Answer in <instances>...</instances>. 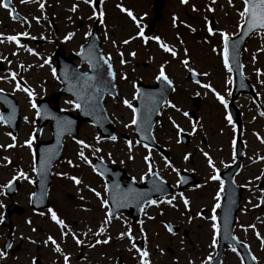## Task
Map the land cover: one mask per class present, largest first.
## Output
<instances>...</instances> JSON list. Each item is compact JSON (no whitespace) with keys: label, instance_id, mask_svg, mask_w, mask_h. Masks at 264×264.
Masks as SVG:
<instances>
[{"label":"rangeland","instance_id":"374dc122","mask_svg":"<svg viewBox=\"0 0 264 264\" xmlns=\"http://www.w3.org/2000/svg\"><path fill=\"white\" fill-rule=\"evenodd\" d=\"M31 2L33 3L31 10L36 26H40L37 20H45L44 25L47 24L46 27L48 29L45 32L43 31L44 28H36L37 33L45 39L57 41V44H61L67 54L78 52L93 24L95 22L99 23L102 47L106 55L111 57L117 76H120L119 79L121 80L122 77L126 78L127 88L121 87L119 100H111L106 104L107 112L116 125L118 136L127 135L129 138H132L133 125L131 124V119L133 113L123 103L124 100H127L132 105L134 104L135 95L132 84L135 81L132 82L130 77H136L140 74L145 77L147 76L148 82H153L151 80L159 74L160 66L164 65L165 74L175 87L168 102L169 104L176 105V108L166 105L161 110L154 128V135L162 146L169 147L171 152L176 155L175 157L178 160L174 164L177 165V168H181L182 170L197 168L201 173L200 189L198 194H194L196 196L194 199L195 210L201 206L211 205V194H213L214 190L219 192L221 188L220 181L211 179V177L216 175L218 171H221V164L226 162V160L221 162L213 161V166H209L207 162L209 157H206L204 153L209 154L211 152L218 158L221 155L216 154L220 151L218 148L221 146H224V149H228V146L230 148L231 142L235 141L236 134L238 133L239 139L247 144V173L251 166L256 170H258L257 168L264 167V161L255 163L260 157L261 159L264 158V153L263 156L261 153L264 152L261 151V144L264 141V116L261 115L260 109L255 105L253 99L247 94H240L233 100L241 114L242 127L240 130L234 124H230L227 119L228 103L232 100L230 83L233 82V77L231 72L228 69L226 71L224 66V39L221 33L229 37H234L238 34L243 21V17L239 14L244 7L242 1L187 0L186 3H182L181 0H165L161 11V18L155 24L154 33L148 35L150 38L146 39V43L144 37L142 38L138 33L141 29L145 30L148 23L153 19V0H102L98 9L92 7V1L85 3V0H31ZM40 4L44 5L42 9ZM117 5L131 11L136 20L134 21L129 17L126 11L122 12ZM74 6L75 11L72 10ZM101 12H103L102 17L100 16ZM51 20L54 21L57 31L53 30L48 23ZM210 20L214 21L213 27H210ZM80 21L84 23L81 28L78 27ZM208 28H212L211 33H209ZM69 34H71L70 38L65 39ZM254 36L245 44L241 61L244 76L254 87L257 97L264 106V33ZM153 37H159L177 55L173 57L170 53L164 52L157 42L152 39ZM125 40L129 42L127 44L123 43ZM55 50L56 48L53 46H44L40 49L39 55L43 64L46 57H51ZM130 53H135V55H130ZM185 59L188 60L187 65L182 63ZM121 60L124 62L121 63ZM36 63L38 64L40 61L36 60ZM189 68L199 74L201 84H194L188 80ZM202 84H207L210 87L204 88L201 86ZM199 92L202 95L204 92L206 99L203 100L201 95L198 94ZM196 94L203 100L197 112L191 102L192 96ZM217 94L224 98L227 107L216 98ZM38 97L41 96L37 94L31 96V103ZM60 107L69 111H75V107L69 98H62ZM177 108L179 111L176 110ZM192 110L196 112L194 118L189 115V112ZM184 112H187L188 116H184ZM35 115L36 111L32 108L31 104L32 140ZM125 125H128V127H125ZM193 125H195V130H193ZM180 130L192 134V145L188 149L178 146V132ZM51 136L49 126L45 127L41 139L49 140ZM206 137L208 138L207 141L215 146V149H210L208 146L202 147L201 139ZM78 140L83 141L89 147L83 148V145L77 143ZM127 142L120 136L115 142L102 140L94 127L88 123L82 125L77 139H67L64 147V155L67 160L57 165L55 169L56 183L51 196L53 211L57 209L61 211L62 214H58V218L63 220L67 227L62 228L60 225H57L51 220V214L48 211H43V215L41 213L34 216L31 215V236L35 238L49 236L73 238L75 236L77 239L84 236L86 232L92 233L96 223L106 218L107 208L102 206V204L100 206L95 199L92 201V199L87 198V190L83 189L87 183L86 178L88 174H93L92 170L87 169L91 165L92 156H97L110 164L116 163L126 167L138 181L144 175H148V163L151 164L152 169L157 166L162 174H168L164 175L165 178L170 177V173L174 171V167H168L160 159L156 160L153 153L151 159L155 158V160L146 163L144 157L148 155L150 149L137 145L133 139L131 140V151H129ZM31 149L33 152L34 146ZM95 149H99V151ZM81 150L84 151L90 163H85L84 160L80 159L78 153ZM193 152L195 155L193 160L194 166L191 167L186 162L185 156ZM129 156L132 159H129ZM201 157H204V159ZM68 161L72 163L69 164ZM226 165H229V163ZM76 171L79 174L78 179L81 182L84 180L86 182L80 183V187L69 182L73 181L70 177H74L71 174L76 173ZM33 177L32 174L31 180ZM93 180L95 181L93 184L95 191L100 192L104 190V185L97 175H93ZM260 180L264 179L258 174L252 186L253 196L257 197L258 195L256 183ZM210 189L212 192L209 194ZM70 195L72 199L69 198ZM184 199L183 195L178 196L180 202ZM69 201H72L73 204L69 203ZM164 205V203L163 205H152V207L146 210L142 221H148L151 218L161 216L170 218L168 213L162 214L161 208ZM243 217L245 218L244 222H249L247 221L246 214ZM125 223L126 221L121 217L114 224L102 222L101 227L109 229L111 233L116 234L119 226L122 230L124 229ZM245 226L249 228L250 223H247ZM147 227L149 228L150 224ZM137 229L136 227L132 231L135 233V239L139 237V234L136 232ZM195 230L202 234V240L211 237L212 243L214 234L211 233L205 224L202 225L201 231L197 230V226L195 225ZM212 232H214L213 228ZM168 238L165 235V244L161 242L163 253L158 251V255H153L157 237L152 235L153 248L149 251V257L152 262L158 263L159 260V264H175L172 260L179 257L180 253L172 254L167 252L166 255L167 249L173 248L167 242ZM86 239H90V237H86ZM196 241L198 240L196 239ZM132 243L123 240L117 242L113 245L114 248L111 249V252L113 255L122 253L125 256L127 264H141L139 253H136V250L131 247ZM166 244L168 245L166 246ZM93 256L101 262L99 260L101 259L100 255H98L99 259L95 255ZM225 261L226 264H234L236 259L228 253ZM190 262V260L184 257L178 263L191 264ZM192 263L197 264L198 260H193Z\"/></svg>","mask_w":264,"mask_h":264},{"label":"flooded vegetation","instance_id":"af4514ba","mask_svg":"<svg viewBox=\"0 0 264 264\" xmlns=\"http://www.w3.org/2000/svg\"><path fill=\"white\" fill-rule=\"evenodd\" d=\"M4 2L8 3L9 8L0 6V90H2L0 91V117H3L0 120V251H4L6 255L0 258V264H65V256L68 257V264H127L124 258L125 256L122 253L113 255L111 252V249L114 248L113 245L122 240L128 243L133 242L131 247L135 244L136 253H139L137 249L147 251V259L150 263L159 264V260L158 263H155L149 257V251L153 248L152 235L157 237L153 255H158V251L163 253L161 242L165 244V235H167L169 237L167 242L173 248H168L166 253H180L179 257L172 260L175 264H179L178 262H181L184 257L190 260L191 264H193V260H198L197 264H212L216 254V246H212L211 237L202 240V234L196 232L195 225L197 226V230L201 231L202 225L205 224L211 233L214 234L213 236L217 241V232L215 230L212 232V224L215 223L217 225L218 220L224 225L229 224L232 220L231 211L235 207L236 217L232 234L241 245L238 248L230 246L233 243L226 246L219 264H226L225 260L228 253L236 259L234 264H264V245L261 243L264 240V180L256 183L257 197L252 195V186L258 174L264 179V167L257 168L259 172L251 166L247 173V144L244 142V154L240 161L239 169H237L234 176L235 185H233L230 179L225 180L222 176L221 178L219 176L221 180L220 185L223 182V191H221V188L219 192L214 190L213 194H211L212 203L210 206H201L195 210L194 199L196 196L194 194H198L199 190L196 189L195 185H191L188 187V189L191 188L190 193L188 192L187 194L175 188L171 196L172 199L175 197L172 208L170 210L166 206L161 208L162 214L168 213L170 218L161 216L151 218L148 221H142L144 217L141 216L133 222L129 216L121 214L126 221L125 227L122 230L119 226L116 234H113L109 229L105 228L103 232H100L101 223L114 224V221H117L121 215L116 218H109L107 216L103 221L96 223L92 233L86 232L84 236L77 238L81 241L80 244H77L73 238L52 237L56 241V244L59 245L61 252H56L54 250L55 245L50 241L45 243L48 237L35 238L31 236V215L34 216L35 214L41 213H37L31 208V197L35 191L34 184L36 181V175L33 170L34 163H32L31 169V159L33 160L34 155H31V148L26 144V141L31 138V97L27 92L17 89L16 85L19 83L21 89L27 88L33 95L37 94L42 97L51 96L58 88L56 78L53 74L56 66L53 54L50 66H44L42 59L33 57L32 53L35 52L39 55L40 49L44 46H53L56 50L63 48V46L57 44V41L45 39L37 33L36 28H44L43 31L45 32L48 29L46 27L47 24L44 25L45 20H37L40 26H36L31 10V6L33 5L31 0H24V2L22 0H0V5ZM13 14L15 15V19H13ZM51 22L52 20L48 23L52 25ZM53 28L57 31L54 23ZM9 36H16L17 40L9 41L7 39ZM29 49L32 51L29 52ZM36 60H39L40 63L37 64ZM13 73L16 74L15 80L11 78ZM119 78L120 76H117L116 72V84L120 95L121 87L127 88V84L125 82L126 78L122 77L121 80ZM130 80L132 82L135 81L132 84L135 95L138 84L154 85L156 77H153V80H151L153 82H148L147 76L138 74L136 77H130ZM199 94L203 100L206 99L204 92L203 95L200 92ZM111 100L107 98L106 102L108 103ZM13 136L15 140L12 139ZM8 145L14 146L8 147ZM204 146L215 149V146L211 145L209 141L204 140ZM233 146L234 144L232 143L231 151V146L230 148L228 146V149H224V146L219 147L218 149L220 151L216 154L221 155L218 158L211 152L208 154V157L212 161L221 162L226 160V162L221 164L222 170L220 173L228 170L236 159ZM261 146V151H264V141H262ZM261 153L263 156L264 152ZM5 157H7V160H5ZM194 157V152L189 154L188 160L191 167L194 166ZM262 161H264V158L261 159L260 157L255 163ZM228 163L229 165H226ZM32 170L34 177L31 180ZM21 171L26 174L27 179L19 177L18 174ZM257 171L258 173L256 174ZM109 172L118 177V182L121 187L126 186L128 182L127 178L132 177L129 175L130 173L127 168H125L126 173L124 176H120L117 170L111 169ZM94 174L97 175L93 173L86 178L87 183H91L92 185L90 187L85 185L83 189L87 190V198L92 199V201L95 199L100 205L102 200H106V191L101 190L97 192L94 190ZM76 176L78 177L79 175ZM97 176L105 187V181L99 175ZM196 176L199 180L201 179L200 172ZM14 177L16 178L13 179ZM173 179L177 185L179 179L176 174L173 175ZM9 181L12 182L11 185L6 187ZM69 182L74 183L73 181ZM55 183L56 175L54 171L52 188L49 194V208L52 210L51 196ZM81 183H84V181ZM77 186L80 187L81 185L79 184ZM179 192H183V197L188 200L187 207H185L183 202L178 200ZM211 192L212 190L210 189L209 194ZM96 193H100V195L97 196ZM218 194L219 200H217ZM69 198L72 199V196L70 195ZM221 200H224L225 212L224 215L220 216L219 212H217L219 210L215 205L217 203L220 205ZM69 203L73 204L72 201H69ZM55 212L57 216L58 214H62L59 209ZM244 214L247 215V221L249 222L243 221L245 219L243 217ZM213 215L216 216L215 221L211 219ZM166 222H170L173 225L172 234L167 232L168 230L165 227ZM247 223H250L249 228L245 226ZM148 224H150L149 228L147 227ZM136 227L138 228L136 231L139 234L138 239H135V233L132 232V228ZM129 230L131 240L128 235H120L121 233L129 232ZM257 234H259V238ZM86 237H90V239L85 240ZM105 239L108 240L107 243H97V240L103 241ZM84 240L85 242H83ZM8 244H11L10 248L6 246ZM233 248L236 249L235 252L232 251ZM93 255L97 258L100 255L101 259H98L101 262ZM209 256L212 257L211 260L208 259ZM252 257L256 259L253 260Z\"/></svg>","mask_w":264,"mask_h":264},{"label":"water","instance_id":"95a60500","mask_svg":"<svg viewBox=\"0 0 264 264\" xmlns=\"http://www.w3.org/2000/svg\"><path fill=\"white\" fill-rule=\"evenodd\" d=\"M95 2L98 6L100 0H95ZM163 5V0H155L153 4L155 15L149 24L150 31H152L154 24L161 18ZM262 31L264 29L258 27L250 30L245 18L239 35L236 38L228 39L229 63L234 72L236 83L234 96L240 92L249 93L252 91L251 86L242 73L241 55L249 38L254 33ZM55 57L58 60L57 73L58 79L62 83V90L53 98L54 101L57 103L63 94H68L80 107L78 108L77 115L59 109L48 112L45 108L47 101L39 102V115L37 116L35 135L39 136L42 127L49 120L54 121L51 125L54 138L49 142H39L36 148V168L39 174V182L37 183V192L33 199L39 201H44L46 198L47 191L51 185V167L62 159L63 141L66 136L77 137L79 128L84 121H89L93 124L105 138L111 139V137L115 136V127L108 118L103 105V99L106 94L116 97L114 72L109 58H105L101 48L98 25L95 24L93 26L86 43L81 46L78 54L71 55L67 61L62 52L56 53ZM73 59H79L81 67L89 65L91 72L80 73L79 67H75L73 64ZM109 67L111 68L112 75H109ZM88 77H92V79H88ZM171 91L172 84L168 85L163 81H158L156 87L142 86L139 88L135 106L138 110V123L135 125L137 129L136 133L141 137V134L145 132L148 144L153 143L152 131L156 124L157 116ZM196 101L198 102L199 100L197 99ZM101 165L100 162V164L95 165V168L102 169ZM148 181L142 188V194L146 197L143 205L155 197L166 196L170 193V188L163 180L160 179L163 183L161 185L152 179ZM157 187L159 191L155 190ZM111 191L112 188L109 186V192Z\"/></svg>","mask_w":264,"mask_h":264},{"label":"snow or ice","instance_id":"6c2138e0","mask_svg":"<svg viewBox=\"0 0 264 264\" xmlns=\"http://www.w3.org/2000/svg\"><path fill=\"white\" fill-rule=\"evenodd\" d=\"M22 2H24V0H22ZM90 2H91V0H85V3H90ZM181 2H182V3H186L187 0H181ZM0 6H3V7H5V8H9V5H8V3H6V2L2 3V5H0ZM40 7H41V9H42V8L44 7V5H43V4H40ZM117 7H120V6L117 5ZM72 10L75 11V6L73 7ZM120 10H121L122 12H125V11H126V12H127V15H128L129 17H131L134 21L136 20V17L133 15V13H132L131 11H128V10H126V9L123 8V7H120ZM10 12H11V10H10ZM239 14H240L241 17L246 18V23L248 24V27H249L250 30H251V29H254V28H257V27H258V28H261V29H264V0H244V7H243V10H242ZM100 16H101V17L103 16V12L100 13ZM13 19H15V15H14V14H13ZM174 21H175V18H174ZM208 31H209V33H211V32H212V29L209 28ZM25 35H26V33H25ZM70 35H71V34H69V36H66L65 39H69V38H70ZM138 35H140L142 38L144 37V32H143L142 29L140 30V32L138 33ZM221 35L223 36V39H224V42H225V44H224V66H225V68H227L229 71H231V68L229 67V48H228V39H229V38H228V36H227L226 34H224V33H221ZM7 39H8L9 41H16V40H17V37H16V36H9V37H7ZM152 39H154V40L157 42V44L160 46V48H162V50H163L164 52H166V53H170L173 57H175V56L177 55V53H176L173 49H171L167 44L163 43V42L160 40L159 37H153ZM128 42H129L128 40L123 41V43H125V44H127ZM146 42H147V40L145 39V43H146ZM28 51L31 52L32 50L29 49ZM130 55H133V56H134L135 53H130ZM123 62H124V61L121 60V63H123ZM45 63H48V61L45 60ZM105 63H107V61H105ZM182 63H183L184 65H187V64H188V60L185 59V60L182 61ZM21 67H23V66H21ZM188 71H189V72H193V70H192L191 68H189ZM53 74L55 75V70H53ZM109 75H112V73H111V68H110V67H109ZM193 75H195V73H193ZM205 75H207V73H205ZM11 78H12L13 80H15V79H16V74L13 73L12 76H11ZM88 79H92V77H88ZM156 80L166 82L168 85H171V84H172V81H171V80L168 78V76L165 74L164 65H161V66H160V68H159V74L156 76ZM196 83H197V84H200V81L197 80ZM201 86L204 87V88H209V87H210V86L207 85V84H202ZM16 88H17V89H20V90H22V91L27 92L28 95H29L30 97L33 95V93H32L31 91H29L27 88H23V89H21L19 83H17ZM0 91H2V90H0ZM216 98L220 101L221 104H223V105H225V107H227V103H226V101L224 100V98H223L222 96H219V95L217 94ZM123 103H124L128 108H130V109L132 110L133 116H132V119H131V124H132V125H137V123H138V116H137L138 110H137L136 108H134L133 105H132L131 103H129L127 100H124ZM164 103L167 104V105L170 106V107L176 108V105H174V104H169V102H168L167 100H165ZM75 106H76L77 108L80 107L79 104H76ZM32 107H33V108H36V104H35V103H32ZM176 110L179 111L178 108H177ZM37 115H39V112H37ZM183 115H184V116H188V113H187V112H184ZM261 115L264 116V112H262ZM2 119H3V117H0V120H2ZM227 119H228L229 123L232 122V121H231V116H228ZM125 127H128V125H125ZM177 127H178V126H177ZM193 130H195V125H193ZM9 135H11V133H9ZM12 139L15 140V137L13 136ZM111 139H112V140H116V137L113 136V137H111ZM77 143L83 145V148H88V147H89V145L85 144L83 141H79V140H78ZM127 143H128L129 151H131L132 142H131V141H128ZM137 143H139V141H138ZM26 144H27V146H28L29 148H31V146H32V139L30 138L29 140H27V141H26ZM13 146H14V145H8V147H13ZM144 147L147 148L148 145L145 144ZM95 150H96V151H99V149H95ZM78 155H79L80 159H82V160L85 161V163H90V161H88V158L85 156L83 150H81V151L78 153ZM204 155L207 157V156H208V153H204ZM187 158H188V157L185 156V159H187ZM129 159H132V157L129 156ZM149 159H150L149 156H145V157H144V160H145L146 163L149 161ZM5 160H7V157H5ZM207 162H208L209 166H213V161L211 160L210 157L208 158V161H207ZM68 163L71 164L72 162H71V161H68ZM33 170L35 171V168H34ZM93 170L95 171V169H93ZM148 174H149V175H153V176H156V175H157L155 172L152 171V166H151L150 163H148ZM18 175H19V177H21V178L27 179L26 174L23 173L22 171L19 172ZM15 178H16V177H14L13 179H15ZM70 179H72L73 182H74L75 184H77V185H79V184L81 183V181H80L78 178H76V177H70ZM211 179L219 180V176H218V175H213V176L211 177ZM29 182H31V181H29ZM11 183H12V182L9 181V182H8V185H6V187L10 186ZM155 190L159 191V188L157 187ZM221 191H223V182H221ZM96 195L99 196L100 193H96ZM173 199H175V197H173ZM217 200H219V194L217 195ZM101 203H102V206H104L105 208H107V206H108V201H107V200H102ZM151 203H152V204H156L157 201L152 200ZM166 203L171 204V200L166 201ZM183 203H184L185 207H187L189 202H188L187 199H184V200H183ZM215 207H216V208H219V207H220L219 203H217V204L215 205ZM214 211H215V209H214ZM48 212L51 214V220L54 221L57 225H60L62 228L67 227V226L64 224V221L58 218V216H57V214H56L55 211H53L51 208H49V209H48ZM41 215H43V213H41ZM108 215H109V218H110V217H111V213H108ZM211 219H212L213 221H215V220H216V216L213 215V216L211 217ZM165 227L167 228V230H168L169 232H172V228H171L170 226L165 225ZM212 228H213L216 232H218V226H217L215 223L212 224ZM103 231H104V228L101 227L100 232H103ZM120 235H121V236L128 235V236H129V239L131 240L130 230H129V232H127V233H121ZM257 236H258V238H259V234H257ZM73 239L75 240V242H76L77 244H80V243H81V241H80L79 239H76L75 236H73ZM49 241H50L53 245H55L54 250H55L56 252H61V249H60L59 245L56 244V241H55L51 236L48 237V240L45 241V243H48ZM107 242H108L107 239H105V240H103V241L97 240V243H107ZM33 243H35V241H33ZM216 243H217L216 239L213 238L212 246L215 247V246H216ZM261 243H262V245H264V240H262ZM6 246H7L8 248H10V247H11V244H8V245H6ZM132 247L135 248V247H136L135 244H133ZM137 251H138L139 254H140L141 264H150L149 260L147 259V257H148V252H147V251H140L139 249H137ZM232 251L235 252L236 249L233 248ZM5 255H6V253H5L4 251H0V258H3ZM208 259L211 260L212 257L209 256ZM252 259L255 260L256 258H255V257H252ZM64 261H65V264H68V257H67V256L64 257Z\"/></svg>","mask_w":264,"mask_h":264}]
</instances>
